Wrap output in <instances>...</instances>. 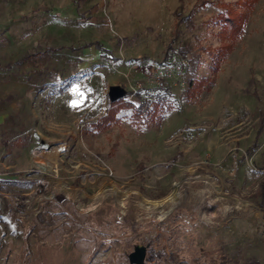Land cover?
Instances as JSON below:
<instances>
[{"label": "rangeland", "instance_id": "obj_1", "mask_svg": "<svg viewBox=\"0 0 264 264\" xmlns=\"http://www.w3.org/2000/svg\"><path fill=\"white\" fill-rule=\"evenodd\" d=\"M236 1H9L0 264H264V0L229 41Z\"/></svg>", "mask_w": 264, "mask_h": 264}, {"label": "trees", "instance_id": "obj_2", "mask_svg": "<svg viewBox=\"0 0 264 264\" xmlns=\"http://www.w3.org/2000/svg\"><path fill=\"white\" fill-rule=\"evenodd\" d=\"M257 2L258 0H237L236 7H233L229 3L222 2L219 4L222 10L218 12L216 18L222 27L221 34L224 35L223 37L226 40L233 41L240 36L243 26L249 18L250 11ZM222 47L223 49H229L230 44L224 43ZM193 93L194 90H192V95ZM110 104L112 108L108 111L106 116L101 119L100 124H97V128L99 129H105L106 124L113 120L115 114L125 105L123 100L110 102ZM128 105L130 106V104Z\"/></svg>", "mask_w": 264, "mask_h": 264}, {"label": "water", "instance_id": "obj_3", "mask_svg": "<svg viewBox=\"0 0 264 264\" xmlns=\"http://www.w3.org/2000/svg\"><path fill=\"white\" fill-rule=\"evenodd\" d=\"M126 94V91L117 85L109 86L107 91V96L110 102H114L121 99ZM145 247L144 246H134L133 251L130 253L131 259L142 260L144 258Z\"/></svg>", "mask_w": 264, "mask_h": 264}, {"label": "crops", "instance_id": "obj_4", "mask_svg": "<svg viewBox=\"0 0 264 264\" xmlns=\"http://www.w3.org/2000/svg\"><path fill=\"white\" fill-rule=\"evenodd\" d=\"M9 1L10 0H0V35H1V33H2V30H3V26H5V25H7V23H5L4 21H3V16H4V12H5V10L7 9V7H8V4H10L9 3ZM13 1V0H12ZM15 2V1H14ZM23 3L21 2V4H18V5H16V15H15V17H16V19L18 20V18H20L21 17V15H19V14H23L24 13V8H23V6H19V5H22ZM0 38H1V36H0Z\"/></svg>", "mask_w": 264, "mask_h": 264}, {"label": "bare ground", "instance_id": "obj_5", "mask_svg": "<svg viewBox=\"0 0 264 264\" xmlns=\"http://www.w3.org/2000/svg\"><path fill=\"white\" fill-rule=\"evenodd\" d=\"M80 101V98H76V104H78V102ZM80 104V103H79ZM184 197L182 196V194H177L172 201V205L170 206L169 210L167 211V213L172 210L174 207H176L177 205H179L182 201H183Z\"/></svg>", "mask_w": 264, "mask_h": 264}, {"label": "built area", "instance_id": "obj_6", "mask_svg": "<svg viewBox=\"0 0 264 264\" xmlns=\"http://www.w3.org/2000/svg\"><path fill=\"white\" fill-rule=\"evenodd\" d=\"M156 84H157V86H159V87H162V86H163L162 81H160L159 79L156 80Z\"/></svg>", "mask_w": 264, "mask_h": 264}, {"label": "snow or ice", "instance_id": "obj_7", "mask_svg": "<svg viewBox=\"0 0 264 264\" xmlns=\"http://www.w3.org/2000/svg\"><path fill=\"white\" fill-rule=\"evenodd\" d=\"M73 91H74V92H77L78 89H74ZM73 106L75 107V106H77V105L74 103Z\"/></svg>", "mask_w": 264, "mask_h": 264}]
</instances>
